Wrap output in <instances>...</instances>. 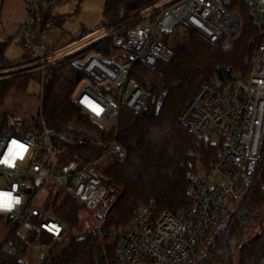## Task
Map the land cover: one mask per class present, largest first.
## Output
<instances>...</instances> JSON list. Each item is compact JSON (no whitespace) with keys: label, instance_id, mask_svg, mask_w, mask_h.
<instances>
[{"label":"built area","instance_id":"1","mask_svg":"<svg viewBox=\"0 0 264 264\" xmlns=\"http://www.w3.org/2000/svg\"><path fill=\"white\" fill-rule=\"evenodd\" d=\"M24 1L28 14L16 36L28 48L30 59L1 67L0 78L32 71L43 76L50 66L69 60L83 75L73 100L95 122L115 129L97 161L62 170L51 167L50 155L57 146L44 121L26 135L12 131L0 134V158L13 139L29 146L14 169L0 165V175L10 181L8 187L0 189L11 191L17 185L14 195L23 201L13 212L0 213V229L7 222L14 223L32 232L35 242L51 248L70 227L49 207L58 194L60 199L71 195L87 206L94 220L93 234L103 236L106 232L117 193L96 163L127 154L116 138L121 107L139 113L152 99L150 91L130 77L133 67L142 63L154 69L169 61L174 54L170 39L179 27L194 30L215 47L231 49L242 19L239 12L229 9L233 0H156L128 17L99 25L55 47L47 42L55 25L49 20L42 26L41 12L61 0ZM246 3L258 29L248 71L238 73L227 65L221 67L211 81L200 86L179 117L181 126L216 145L218 155L209 165L198 162L190 170L191 202L186 207L157 214L153 202H141L128 226L110 229L118 238L116 264H197L212 232L231 216L234 205L238 207L248 192L264 154V0ZM39 85L42 95L43 83ZM87 101L103 108L102 114L94 113ZM51 182L56 187L62 185L61 189L41 199V191Z\"/></svg>","mask_w":264,"mask_h":264},{"label":"trees","instance_id":"2","mask_svg":"<svg viewBox=\"0 0 264 264\" xmlns=\"http://www.w3.org/2000/svg\"><path fill=\"white\" fill-rule=\"evenodd\" d=\"M156 0H106L103 10L108 25L128 17ZM230 10L239 12L240 33L233 47H215L194 30L179 33L172 45L174 54L167 62L150 69L137 63L130 77L150 91L149 107L139 113L122 106L117 129V141L126 149L125 157L109 160L104 172L117 193L103 236L93 233L78 235L75 227L80 213L87 206L71 195L59 194L49 207L70 226L66 235L49 250L42 264H116L118 238L112 227L128 226L136 206L153 202L157 214L164 210L177 212L186 207L190 170L198 163L209 165L218 155V147L191 133L179 123L200 86L211 81L218 70L227 65L238 73H246L258 36L251 21L246 0H233ZM52 19L51 6L41 12V25ZM86 30L74 39L85 35ZM13 37L0 41V68L20 64L30 59L28 48L18 60H10L6 49ZM100 48L108 54L104 45ZM246 71V72H245ZM83 75L71 67L69 60L50 66L42 76L39 71L25 72L0 78V109L17 92H26L34 81L43 83L41 108L30 119L15 124L5 113L0 122V134L12 131L26 135L41 127L44 121L53 133L60 153L61 169L97 161L111 143L115 129L105 128L91 119L73 95ZM264 210V154L242 202L227 224L219 229L207 252L197 264H264V216L259 232L251 240L244 238ZM9 230L0 238V264H28L25 255L34 242L32 232L7 222Z\"/></svg>","mask_w":264,"mask_h":264},{"label":"rangeland","instance_id":"3","mask_svg":"<svg viewBox=\"0 0 264 264\" xmlns=\"http://www.w3.org/2000/svg\"><path fill=\"white\" fill-rule=\"evenodd\" d=\"M105 2L106 0H61L60 3L51 5V20L55 26L51 31H49L47 42L51 46L60 47L73 40L82 31L86 30L85 32H89L97 28L104 21L103 10ZM25 11L26 18L28 10L24 0H0V23H3V26L1 25L0 27V35H6V40L13 36L12 34L16 31L17 24L25 20L24 18L23 20L19 21L20 16L25 14ZM183 30V28L179 27L178 32L170 39L172 45L176 37L181 35L179 33H182ZM18 41L19 40L17 37L12 38L6 49L5 54L11 60L19 59L23 55V47ZM247 69H249V65ZM39 88V83H37L36 86H34V83H32L26 92H17L12 94L8 98L4 108L0 109V115L3 116L5 113L14 115V113H18L17 116L19 117L17 118H20L22 114H24V116H28L26 119H30L36 115L41 108ZM12 120L17 125L21 122L17 121L14 116L12 117ZM50 164L53 170H62L59 151H55L50 155ZM109 165L110 161L106 158L96 163V167L103 171L107 170ZM9 182L10 181L8 177L0 175V187H8ZM61 187L62 185L56 187L55 182L49 183L41 191V199H48L59 189H61ZM234 204H237V202H234ZM236 207L237 205H234L231 215L235 211ZM263 216L264 210L261 211V215L256 219L254 226L246 234L244 238L245 241L251 240L259 232L260 226L262 224L261 217ZM230 217L226 218L222 225L212 232L211 237L206 242L205 248L201 252V256L207 252L210 244L214 241L217 232L220 228L227 224ZM93 222L94 220L92 212L89 209H86L80 213L79 223L74 229L85 234L92 233L94 226ZM21 228L23 232H28L26 228ZM8 230V223L3 224L2 228L0 229V238L6 234ZM49 250L50 248L37 241H34L27 249L25 260L28 264H42L43 261L48 257ZM42 254H45L44 258L41 256Z\"/></svg>","mask_w":264,"mask_h":264},{"label":"clouds","instance_id":"4","mask_svg":"<svg viewBox=\"0 0 264 264\" xmlns=\"http://www.w3.org/2000/svg\"><path fill=\"white\" fill-rule=\"evenodd\" d=\"M93 112L99 116L102 114L103 108L98 106V111ZM28 152V145L13 139L10 142L4 156L0 158V165L8 169H14L16 167L17 160L22 161ZM17 187V185H13V189L11 191L0 189V213L13 212L17 206L22 204V197L14 195L17 191Z\"/></svg>","mask_w":264,"mask_h":264},{"label":"crops","instance_id":"5","mask_svg":"<svg viewBox=\"0 0 264 264\" xmlns=\"http://www.w3.org/2000/svg\"><path fill=\"white\" fill-rule=\"evenodd\" d=\"M25 16H26V11H25V14H22L21 16H20V19H19V21H21V20H23L24 18H25ZM3 23L1 22L0 23V27H1V25H2ZM101 25V24H100ZM3 26V25H2ZM19 27H20V23L19 24H17V27H16V31L12 34L13 36V38L14 37H17L16 36V34H17V32H18V30H19ZM0 32H1V30H0ZM6 35H4V34H2V35H0V41H4V40H6ZM19 42V41H18ZM20 45L22 46V44L20 43ZM23 47V46H22ZM24 50V49H23ZM24 53V52H23ZM23 56V55H22ZM20 58H22V57H20ZM19 58V59H20ZM10 59V58H9ZM11 60V59H10ZM15 60H18V59H15ZM14 60V61H15ZM33 83H40V82H38V81H34ZM17 117H19V116H16L15 114H14V118L15 119H17V121H20V120H22L24 117H28V116H24V114H22V116L20 117V118H17ZM43 258L45 257V254H42L41 255Z\"/></svg>","mask_w":264,"mask_h":264},{"label":"snow or ice","instance_id":"6","mask_svg":"<svg viewBox=\"0 0 264 264\" xmlns=\"http://www.w3.org/2000/svg\"><path fill=\"white\" fill-rule=\"evenodd\" d=\"M87 103H88V106L92 109V111H98V106L97 105H94L90 101H87Z\"/></svg>","mask_w":264,"mask_h":264},{"label":"water","instance_id":"7","mask_svg":"<svg viewBox=\"0 0 264 264\" xmlns=\"http://www.w3.org/2000/svg\"><path fill=\"white\" fill-rule=\"evenodd\" d=\"M1 118H2V116L0 115V122H1ZM46 157H44V159H45Z\"/></svg>","mask_w":264,"mask_h":264},{"label":"flooded vegetation","instance_id":"8","mask_svg":"<svg viewBox=\"0 0 264 264\" xmlns=\"http://www.w3.org/2000/svg\"><path fill=\"white\" fill-rule=\"evenodd\" d=\"M15 114V113H14ZM18 114V113H17ZM17 114H15L16 116H17ZM12 117L14 116V115H11Z\"/></svg>","mask_w":264,"mask_h":264}]
</instances>
